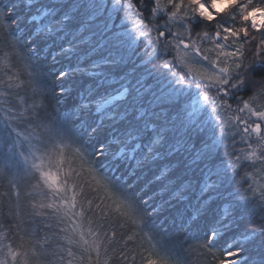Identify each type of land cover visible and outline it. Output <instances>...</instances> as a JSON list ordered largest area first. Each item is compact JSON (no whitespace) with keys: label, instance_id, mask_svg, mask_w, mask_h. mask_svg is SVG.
<instances>
[{"label":"snow or ice","instance_id":"1","mask_svg":"<svg viewBox=\"0 0 264 264\" xmlns=\"http://www.w3.org/2000/svg\"><path fill=\"white\" fill-rule=\"evenodd\" d=\"M152 3L0 0V264H264V3Z\"/></svg>","mask_w":264,"mask_h":264},{"label":"trees","instance_id":"2","mask_svg":"<svg viewBox=\"0 0 264 264\" xmlns=\"http://www.w3.org/2000/svg\"><path fill=\"white\" fill-rule=\"evenodd\" d=\"M104 2H108V0H104ZM133 3L136 4L137 7L140 6V0H133ZM254 3H264V0H254ZM145 4H146V8L144 9V14L146 16V15L150 14V9L154 5L152 3V0H145ZM231 11H233V10H231ZM231 11H228V13L231 12ZM228 13L226 15L220 16L219 17L220 19H217V20H215L214 22L211 23V26H210V29H211L210 31L211 32H215V30H216L215 25H216L217 22H222L224 20H228ZM121 15H123V13H121ZM146 17H148V16H146ZM229 22L233 23L231 21H229ZM205 23H207V22H205ZM234 23H242L240 21L239 16H237L236 21ZM249 31H250V35H256L257 41L260 39V33H257L254 29H251L250 23H249ZM249 49H250V51H249ZM255 51H256V42H250L249 44L245 45V62H248L249 60L254 58L253 54L255 53ZM251 94H252L251 92L247 93V95H251ZM245 98H246V96H245ZM237 179H239V178L237 177ZM6 210L7 209H5V211ZM129 247H132V245H129ZM138 261H139V257H137V264H138ZM112 264H120V261L118 259H114L112 261ZM208 264H213V262L211 261L210 258H209Z\"/></svg>","mask_w":264,"mask_h":264},{"label":"rangeland","instance_id":"3","mask_svg":"<svg viewBox=\"0 0 264 264\" xmlns=\"http://www.w3.org/2000/svg\"><path fill=\"white\" fill-rule=\"evenodd\" d=\"M231 10H232V9H228V10L225 11L223 14L218 15V16H217V19H220V18H219L220 16H222V15H226V14L228 13V11H231ZM144 15H145V14H144ZM146 16H149V15H146ZM146 16H145V18L147 19ZM217 19H216V20H217ZM214 21H215V20H214ZM214 21H212V22H214ZM212 22H211V23H212ZM157 23H163V19L158 20ZM249 23H250V22H249ZM239 25L242 26V23H235V26L239 27ZM200 30H201V26H197V27L194 29V33H195V31H200ZM206 30L209 31L210 33H214V32H211V31H210V30H211L210 27H208ZM194 33H193V34H194ZM238 178H240V177H238ZM5 190H7V184H6V181H5L3 184H0V191H5ZM5 226L8 227L7 223H6ZM9 241H11V242L13 243L14 246L19 242L17 238H14V230H10V232H9V240H8V241H5V243H7V242H9Z\"/></svg>","mask_w":264,"mask_h":264}]
</instances>
